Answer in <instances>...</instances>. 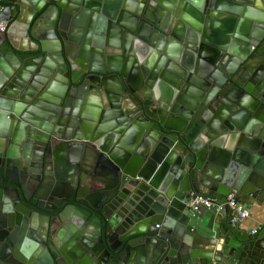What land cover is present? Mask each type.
Wrapping results in <instances>:
<instances>
[{
	"label": "water",
	"instance_id": "water-1",
	"mask_svg": "<svg viewBox=\"0 0 264 264\" xmlns=\"http://www.w3.org/2000/svg\"><path fill=\"white\" fill-rule=\"evenodd\" d=\"M1 22L0 264H264V220L228 206L264 208V0H0Z\"/></svg>",
	"mask_w": 264,
	"mask_h": 264
},
{
	"label": "built area",
	"instance_id": "built-area-1",
	"mask_svg": "<svg viewBox=\"0 0 264 264\" xmlns=\"http://www.w3.org/2000/svg\"><path fill=\"white\" fill-rule=\"evenodd\" d=\"M8 24L6 22L0 23V34L7 32ZM228 206L231 209L235 222L243 223L251 218V211L237 202L234 196L228 198ZM192 212L200 213L204 209L210 210L213 208V202L210 199L198 197L190 205ZM222 207L218 208L221 211Z\"/></svg>",
	"mask_w": 264,
	"mask_h": 264
},
{
	"label": "flooded vegetation",
	"instance_id": "flooded-vegetation-1",
	"mask_svg": "<svg viewBox=\"0 0 264 264\" xmlns=\"http://www.w3.org/2000/svg\"><path fill=\"white\" fill-rule=\"evenodd\" d=\"M7 31H8V28H7ZM7 33V32H6ZM5 33V34H6ZM5 34H0V36L2 35H5ZM58 142H61V140H59L57 137L55 136H48V137H44V138H41L39 137V141H38V144H40V146L36 147L37 148V151H35V158H40V155L42 154V152L44 151V149L46 148V146L48 144H56ZM3 220V218L1 219ZM1 232V231H0ZM54 233H55V230L51 229L50 231L47 230V228L43 229L42 230V234L39 235L37 232L35 233V236L38 237V239L41 241V242H46L47 238L50 239L51 237H54ZM67 231H63V234L66 235ZM30 234L31 232H25V234L23 235L24 237H22V241H25L27 238L30 237ZM48 234V235H47ZM1 235V234H0ZM20 238V237H19Z\"/></svg>",
	"mask_w": 264,
	"mask_h": 264
},
{
	"label": "crops",
	"instance_id": "crops-1",
	"mask_svg": "<svg viewBox=\"0 0 264 264\" xmlns=\"http://www.w3.org/2000/svg\"><path fill=\"white\" fill-rule=\"evenodd\" d=\"M251 211V218L242 223V227L248 230H255L258 228L260 223L264 220V208H250ZM202 212H206L204 209Z\"/></svg>",
	"mask_w": 264,
	"mask_h": 264
}]
</instances>
